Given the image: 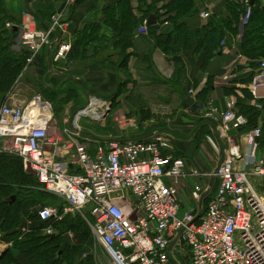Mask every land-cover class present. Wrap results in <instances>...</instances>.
<instances>
[{"label":"built area","instance_id":"built-area-1","mask_svg":"<svg viewBox=\"0 0 264 264\" xmlns=\"http://www.w3.org/2000/svg\"><path fill=\"white\" fill-rule=\"evenodd\" d=\"M260 1L264 8V0ZM210 12L207 4L199 16L205 20ZM142 26L140 33L146 31V21ZM22 27L20 48L29 53L24 72L44 49L53 47L54 40V63L64 61L71 52L69 42L51 38L65 30L62 13L53 15L45 30L28 28L26 22ZM249 89L253 94L264 89V57ZM187 94L194 100L193 90ZM92 102L70 118V150L62 144L65 142L49 136L54 114L40 96L0 106V154L20 157L38 183L63 200L60 208L37 210L39 221H61L86 210L92 219V234L110 264H170L174 251L168 249L177 237L173 247L185 248L187 264H264V160L255 159L253 152L241 154L229 136L247 125V119L237 111L236 100L227 99L222 108L212 105L203 109V118L217 128L219 142L230 148L211 173L195 169L186 173L183 160L173 156L170 138L158 132L148 140H111L90 154L91 143L79 141L81 130L74 126L81 118L101 121L107 103L101 102L102 107L92 114ZM261 130L257 124L250 132L253 148ZM189 177H214L217 181L216 191L204 201L196 220L195 208L184 211L178 201L180 183ZM204 191L195 185L189 198L197 204L207 193ZM43 233L49 236L54 231L47 228ZM9 247L11 243L0 238V253Z\"/></svg>","mask_w":264,"mask_h":264},{"label":"crops","instance_id":"crops-1","mask_svg":"<svg viewBox=\"0 0 264 264\" xmlns=\"http://www.w3.org/2000/svg\"><path fill=\"white\" fill-rule=\"evenodd\" d=\"M2 1L13 21L6 23V28L11 29L12 26H17L19 30V35L15 39L16 44L11 46L13 51L21 50L20 36L24 22L28 28L45 30L49 27L47 26L50 19V11L48 10L53 13L61 8L64 10V7L68 9L65 8V14L62 13V22L66 24V27L64 32L59 35L61 42H69L72 45L77 41L78 32L89 25L98 27L99 35L108 38L112 35L111 28L105 24L104 15L105 9L112 3V0ZM135 1H131L133 7L136 6ZM221 3V0H214L209 3L211 14L215 13ZM260 7L264 11L262 5ZM197 22V25L200 26L206 24V21L200 18ZM242 28L243 23L241 22L240 35ZM137 32L140 33V29ZM137 35L133 37L132 45L128 48L121 49V45L113 46L111 43H104V46L89 43L83 53L82 60H77V57L73 60L74 52L72 50V55L58 63L50 60L55 46L54 40L53 47L44 49L25 72L23 69L3 98V104H22L31 100L33 97L29 100H21L19 97L28 93L35 82L42 84L45 89L51 90H55L56 87H66L68 91L74 94V97L71 98L73 102L67 101L62 110H58V112L64 116L63 118L70 119L71 115H74L85 105L87 106L89 101H107V98L115 94L122 101L123 107L118 109L116 106L114 110L117 111L115 112L125 110V113H133L135 111L136 114L135 112L133 114L139 122L136 124V128L127 131L117 130L115 128L118 124L116 121L107 122L111 116L110 112L104 115L102 124L99 125H110L112 126L111 131L104 130L103 127H98V129L93 130L94 132L88 131L89 126L87 127V125L91 123L86 121L88 124L82 123L84 129L80 127L81 132L86 133V135L79 134L81 139L79 141L91 143L89 150L93 154L98 146L105 147L108 141L148 140L155 131H162L170 138L173 147H176L177 151H174L173 156L183 160L186 173H189L191 169L211 173L217 167L218 161L222 160L230 149L228 144L217 141L213 135L214 128L218 136L217 128L213 123L203 118V109L207 107L216 105L222 108L227 99L233 98L243 110L256 112L257 120L250 127L260 124L264 136V89L257 94H253L249 89L250 81L257 72V65H249V61L235 54L233 48L223 47L221 54L219 53L210 60L205 68L201 67L200 58L181 55L183 68L175 72L173 64L168 62L167 56L159 49H154L147 28L145 32ZM55 39L57 40L58 36H55ZM99 47L102 48L97 49ZM122 62H124V66ZM26 74L29 78L26 77ZM207 80L210 81L209 90L206 86ZM188 89L194 91L195 96L193 98L195 101L187 95ZM37 96L43 99L41 95ZM108 102L107 106H109ZM196 102L200 103V105H196L197 107L194 106ZM49 104L51 105V103ZM110 110L112 109L110 108ZM138 111H144L143 116ZM170 114L174 115L171 120L168 119L171 117ZM162 121L164 123L160 127L158 124ZM68 127L70 130V125ZM250 127L242 128L239 132L232 131L229 136L241 154L246 156L253 152L255 159L264 160V137H260L257 146L253 148ZM201 134L204 135V143L213 151V155H208L207 151L203 149L196 153L195 140ZM207 135L209 136L206 137ZM177 137H183V139ZM208 138L219 145L218 150L213 148V143ZM239 165L241 166V164ZM195 185L203 187L204 192H207L201 195V197L205 196L203 205L204 201L216 191L217 181L214 179L212 182V177H189L180 183L178 201L182 210L195 208L197 216L199 202L196 204L189 198L190 191ZM69 236L71 239V234ZM71 241L73 244L75 243L73 239ZM94 247L93 245V249ZM74 248L71 246V249ZM178 250H181V247L175 246L171 251L179 252ZM91 253L92 249H88L80 253L79 256L76 255V258L73 256L75 261H71L72 255H69L62 264L81 263ZM102 253L105 264H110V261L106 260L107 256L103 251ZM173 262L176 264L175 261Z\"/></svg>","mask_w":264,"mask_h":264},{"label":"trees","instance_id":"trees-1","mask_svg":"<svg viewBox=\"0 0 264 264\" xmlns=\"http://www.w3.org/2000/svg\"><path fill=\"white\" fill-rule=\"evenodd\" d=\"M131 1L112 0V3L105 9V24L111 28L112 35L110 38L99 35L98 27L89 25L78 32L77 41L71 45V52L67 58L72 55L73 50V60L76 57L77 60H82L83 53L89 43L103 46L104 43H111L113 46L121 45V49L130 47L134 35L150 15H154L158 20L155 25L147 27L154 49H159L167 56V60L173 64L175 72L183 68L181 55L200 58L201 67L205 68L210 60L219 53L221 54L223 47L233 48L234 53L246 58L251 66H258L257 62L264 57V11L260 7V0H233V2L221 0L220 7L208 17L206 24L203 26L197 25L199 13L212 0H136L135 7L131 5ZM245 1L248 4H244ZM48 11H50V19L47 26L50 25L51 17L55 13L53 11L51 13V10ZM247 12H249V15L246 23L243 24L240 35V24L243 21L242 19L247 16ZM165 21L168 22L167 25H163ZM8 22L13 21L7 13L3 1L0 0V102L5 98L7 92L23 71L25 61L29 56L28 51L23 48L18 52L11 50L13 44H8L7 37L12 28H6ZM193 25L195 26L193 27ZM56 35L57 33L52 35V40L55 39ZM100 48L102 47L97 49ZM122 65L124 66V62H122ZM209 84L210 81L207 80L208 90ZM37 85L48 93L47 96H42L52 102L54 116L60 115L58 110L61 111L70 99L57 98L60 87L51 90L45 89L42 84L37 83ZM196 105H200V103L196 102L194 106L197 107ZM236 108L238 113L247 119L245 129L255 124L257 120L256 112L243 110L238 104H236ZM170 116L168 119L174 118L173 114H170ZM163 123L164 121L158 125L162 127ZM254 127L256 125L250 127V130ZM155 132L164 133L162 131ZM177 138L183 139V137ZM174 151H177L176 147ZM89 153L91 154L90 150ZM25 174L36 179L33 174L25 169L20 157L6 153L0 154V236L3 241L11 243V247L0 258V264H62L65 259H68L69 255H72L71 261H75L74 257L76 258V255L79 256L80 253L92 249L94 245L92 239L86 242L85 251L77 250L76 244L71 241L72 248H75L66 247L63 254L57 257L62 236L70 233L74 227L68 228L67 225L60 227L61 224L60 226L53 225L56 222H41L36 215L33 217L28 215V218L23 216L25 210L18 204L19 194L29 190L28 188L31 186H41L35 180L29 182ZM40 197L50 199L49 195L38 193L35 201H39ZM12 198L14 200H11ZM25 200H34V198L27 197ZM22 218H25L27 222L28 219L37 221L40 225L38 228L29 230L28 233H22L18 229ZM89 220L92 221L91 217ZM50 225L53 226L54 234H59L53 240H49L48 235L43 233V230L49 228ZM11 238L14 239L11 240ZM19 239H28L29 241L18 244ZM74 252L76 254H73ZM83 263L84 261L76 264ZM170 264L174 263L171 262Z\"/></svg>","mask_w":264,"mask_h":264},{"label":"rangeland","instance_id":"rangeland-1","mask_svg":"<svg viewBox=\"0 0 264 264\" xmlns=\"http://www.w3.org/2000/svg\"><path fill=\"white\" fill-rule=\"evenodd\" d=\"M212 1H214V0H212ZM65 8L66 7H64V10H63V8H61L60 10L55 11V13L53 15H55L56 13L65 14ZM204 8L206 9V6L203 7V10H204ZM66 9H68V8H66ZM210 15H211V12H210ZM198 17L200 19H202L200 16H198ZM207 19H205V21H207ZM202 20H204V19H202ZM142 28H143V26L140 27L139 29H142ZM137 34H139V33L137 32L135 35L138 36ZM135 35H134V37H135ZM18 51H15V52H18ZM26 77L29 78V76L27 74H26ZM37 83L38 82L33 83V87L30 90H28V93H25L24 95L20 96L19 98L21 100H29L32 97H35L37 95L47 96L48 93L46 92V90L39 87L37 85ZM59 90H60V93L57 95V98H59V97H62V98L65 97L66 99L70 98L69 102H73V101H71V98L74 97L73 93L68 91V89L66 87L65 88H59ZM47 98L51 99L53 97H47ZM121 98H123L122 95H121ZM43 99L52 104V102L50 100L45 99L44 97H43ZM101 102H103V103L108 102L109 103V106H107L108 108H103V111L105 114L111 112V116H109L110 118L107 120V122L110 123V121L111 122L116 121L118 123L115 126V128L117 130L127 131L129 129H133L134 126H137L136 124L139 123L135 117V114H136L135 111H134L135 114H133L134 112L133 113H130V112L125 113L126 112L125 110H120L118 112H115V111H117V110H114L116 108V106H118V109L123 108L122 103H121L122 101H120L119 97H117L115 94H113V95H111V97L107 98V101L101 100ZM2 104H3V102H0V106ZM85 107H86V105L83 108H85ZM110 108L112 110H110ZM146 112H149V111H146ZM139 113H141V115L143 116L144 111H142V112L140 111ZM125 114H128V115H125ZM104 115H103V118L101 119V121H103ZM71 116H73V115H71ZM63 117L64 116H61V115H58V116L55 115L54 116L55 124H54V126H52L50 128L49 136L58 139L60 143L65 142L62 144H66L67 149L70 150L71 149L70 147L72 145L70 138H73L69 134L68 125L70 123V119L69 118H63ZM66 117H68V116H66ZM86 121L87 122L89 121V123H91V124H88ZM101 121L99 123H97V122H93L92 120H90L88 118H81V120H80L81 124L79 122L78 126L83 128L82 123H87L88 124L87 127L89 126L88 131H93L95 129H98V127H103L104 130H110V131L112 130V126H110V125L100 126L99 124H102ZM80 130H82V129L80 128ZM101 130H103V129H101ZM76 138H78V137H76ZM208 139H210V138H208ZM79 140H81V139L79 138ZM210 141L213 143V148L215 150H218L219 145H217L214 140L210 139ZM195 144L197 146L196 153H198L199 150L203 149V150L207 151L208 155H210V156L213 155V153H212L213 151L209 149V147L206 145V143H204L202 135H199L196 138ZM25 176L29 182H32L35 180L36 183H38L34 177H32L30 175L28 176L26 174H25ZM28 189L29 190H27V191L25 190L19 194V201H18V204H20L21 207L25 210V213H23V216L26 218H28V215L30 214V212L33 209H35L37 211V210L44 208V207L60 208L63 205L62 199H60L59 197H57L54 194L47 192L41 186L40 187H37V186L32 187L31 186ZM38 193L39 194H42V193L47 194V195H49L50 199L40 197L39 201L36 202L35 198H37ZM27 197H33L34 200H25V198H27ZM89 219H90V216L87 214V212L85 210L82 213V215L66 216V217H64V219H61V221H56V223H54L53 225L60 226V224H61L60 227H62L63 225H67L68 228L74 227V229H72L70 231V233H68V234H71V236H72L71 239H73V241L75 242L77 250L85 251L86 242L90 239L93 240L95 247H94V249L92 248V253L87 258L83 259V261H84L83 264H105V258H103V253H102V251L104 252V250L92 234V231H91L90 226H89V224H90ZM39 225L40 224L37 221H30V219H28V222L23 226V231H25V233H28L29 230L38 228ZM48 227L52 228L53 226L50 225ZM23 231H22V233H23ZM0 238H1V236H0ZM13 239L14 238H11V240H13ZM27 241H29V240L28 239H26V240H20L19 239V241H17V243L20 244V243L27 242ZM178 251L179 252L175 251L173 254H171L172 259L175 261L176 264H187V253H186L185 248L181 247V250H178ZM107 259L108 258L106 257V260Z\"/></svg>","mask_w":264,"mask_h":264},{"label":"water","instance_id":"water-1","mask_svg":"<svg viewBox=\"0 0 264 264\" xmlns=\"http://www.w3.org/2000/svg\"><path fill=\"white\" fill-rule=\"evenodd\" d=\"M157 23V20L155 18L154 15H150L146 21V26L147 27H150V26H153ZM19 35V30H18V27L17 26H13L11 31H10V34L9 36L7 37L8 38V44H16L15 43V40L13 41V39H15V37L17 38ZM56 36H59L58 34ZM59 39V37H58ZM48 54H49V51H48ZM81 135H86V133L84 132H80ZM213 135L214 137L218 140V136L216 135L215 131H214V128H213ZM137 140V139H136ZM220 162H221V159L218 161V164H217V167L220 165ZM214 181V177H212V182ZM204 195L201 197L200 201H199V210H198V215L196 216L195 220L199 217L200 215V212H201V209H202V202H203V199H204ZM11 200H14V198H12ZM36 210L33 209L30 214H29V217H33L36 215ZM27 223V220L25 218H22L21 219V222L18 226V229L19 230H22L23 229V226ZM57 236H59L58 233H55V234H52V235H49L48 236V239L49 240H53L54 238H56ZM178 237L176 239H174V241H172V243L170 244L169 246V252L172 250L173 246L175 245L176 241H177ZM72 246V243H71V239H70V236L69 234H65L62 236V242H61V245L59 246V252L57 254V257H60L62 254H63V251L66 249V247H70ZM5 251H2L0 253V258L4 255Z\"/></svg>","mask_w":264,"mask_h":264},{"label":"bare ground","instance_id":"bare-ground-1","mask_svg":"<svg viewBox=\"0 0 264 264\" xmlns=\"http://www.w3.org/2000/svg\"><path fill=\"white\" fill-rule=\"evenodd\" d=\"M102 105H103V103H101V102H98V101H93L92 102V109H91V113L92 114H95L96 112V108H101L102 107ZM87 113V112H86ZM74 128L77 130V129H79L80 130V128H79V126L77 125V124H75V126H74Z\"/></svg>","mask_w":264,"mask_h":264}]
</instances>
